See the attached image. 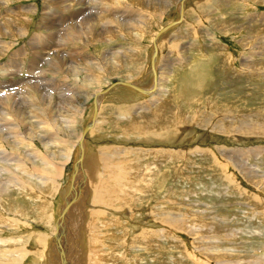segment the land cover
<instances>
[{
	"label": "rangeland",
	"instance_id": "obj_1",
	"mask_svg": "<svg viewBox=\"0 0 264 264\" xmlns=\"http://www.w3.org/2000/svg\"><path fill=\"white\" fill-rule=\"evenodd\" d=\"M180 2L0 0V46L11 45L0 51V85L15 82L20 97L3 102L16 122L15 134L0 133L9 171L2 177L9 185L0 251L23 250L19 264L35 256L60 263L52 236L59 209L72 198L76 143L94 111L93 95L115 82L150 95L117 86L99 99L86 153L97 163L109 157L126 178L113 192L118 199L91 202L85 180L94 176L78 173L75 207L62 226L69 261L264 264V0H191L176 24ZM173 23L160 35L152 75L151 40ZM48 46L47 61L32 64L33 49ZM10 60L18 68L6 67ZM240 124V137L217 131ZM164 127L178 135L158 137ZM163 218L167 225L155 221ZM171 221L181 229L172 231ZM139 231H158L159 239L145 249Z\"/></svg>",
	"mask_w": 264,
	"mask_h": 264
},
{
	"label": "bare ground",
	"instance_id": "obj_2",
	"mask_svg": "<svg viewBox=\"0 0 264 264\" xmlns=\"http://www.w3.org/2000/svg\"><path fill=\"white\" fill-rule=\"evenodd\" d=\"M187 0H181V2L179 3V7H181L179 10H180V12L178 13V18H179V20L177 19L176 20V24L178 23H180L182 20H184L183 18H182V13H185V10H186V4L185 3H189V2H191V0H188L187 2H186ZM188 5V4H187ZM95 6H96V4H95ZM186 14V13H185ZM182 18V19H181ZM175 23H173L172 25H170V26H168L167 28H165V29H161L160 30V32L159 33H157L155 36H153V38H152V40H151V54H150V57H149V70H150V72H152V75H156V66H155V62H156V56H157V44H158V40H159V38H160V35L161 34H163L168 28H170V27H172V26H174L175 25ZM48 26V25H47ZM46 26V24H44V28L45 29H47L48 31H49V26L47 27ZM169 30V29H168ZM26 33V32H25ZM46 38H49V33L47 32V36H46ZM47 44V43H46ZM49 45V44H48ZM159 45V44H158ZM11 45H9V47H10ZM45 46V45H44ZM47 46V45H46ZM1 47V52L3 51V49H4V52H6L7 51V49L9 48V47H5V46H0ZM38 48V51H35L34 49H33V52H34V54H36V57H35V59L32 61V64L34 63V61H36L35 63H37L38 61H44V60H46L45 59V56L48 54V53H50L51 52V50L52 49H50L49 48V46L48 47H42V49L41 48H39V47H37ZM36 48V49H37ZM40 49H41V51H40ZM53 51V50H52ZM0 52V53H1ZM3 52V53H4ZM18 53V52H17ZM45 53V54H44ZM33 56V55H32ZM13 57V56H12ZM12 57H11V59H12ZM47 57V56H46ZM49 59V58H48ZM47 61V60H46ZM9 63H7L8 65L6 66V67H15V68H18V66H16V64L14 63V62H11V60L10 61H8ZM9 69V68H8ZM7 69V70H8ZM1 70H2V68H1ZM14 72V71H13ZM7 74L9 75V76H11L12 74L14 75V73H11V72H7ZM18 74V73H17ZM150 74V73H149ZM11 77H13V76H11ZM157 78V77H156ZM156 78H155V80H156ZM12 79V78H11ZM34 79V77L32 76V78H31V80H33ZM153 79V78H152ZM158 79V78H157ZM154 80V81H155ZM34 81V80H33ZM36 81H37V78H36ZM29 83V81L28 82H26L25 84H23V85H26V84H28ZM152 83V82H151ZM158 83V82H157ZM18 85V84H17ZM156 84H155V82H154V86H155ZM15 82H9L8 81V83H6L5 85H0V133H2V132H4L5 130H7V135H10L9 134V132H11V131H13V129L11 130V126H14L15 124H13L14 122H16V121H14V122H9L10 120H15L14 118L15 117H13V116H11V117H7V111H6V113L3 111V109H5L4 108V106H3V102H5V101H7V100H11V102L13 103V104H17L18 102H19V100H20V97H19V93L17 94V91H16V88H15ZM117 86H123L122 88H124V89H127V90H131V91H133V93L134 92H137V94H139V95H142V96H145V95H147V94H149L148 92H146L145 90H144V88L142 89L141 87H138L136 84H134V83H119V82H115V83H112V84H110L107 88H106V90L105 91H97V93L96 94H94L93 95V97H94V99L96 100L95 101V103H94V111H92L91 112V116H90V121H89V123H88V125H87V127L86 128H83V133H82V135H80V137L78 138V140H77V143H76V160H75V163H74V165H73V174H72V179H70V181H69V185H68V187H67V194H68V197H69V195H70V198H71V196H72V198H71V200L69 199V200H67L66 201V203H65V205L61 208V209H59V211H58V222H57V224H58V230H56V229H54V233H55V231H56V233H57V236H52V239H53V243H54V246H55V249H59L60 250V248L62 249L61 250V254L59 253V261H60V263L59 264H70L71 263V261H69V251H66V253H64V249L63 248H66L67 247V245H65L64 243H65V241H67V237H66V235L64 234V232H63V224H64V222L66 221V219L68 218V215H70V213L73 211V207H75V201H76V193H75V186H76V180H77V177H78V173L79 172H84L86 175H87V177H90L91 176V174H93V176L94 177H91V178H89V179H87V180H89V181H93V179H96L97 181H99L100 179H104V181H100V183H99V185H98V187L96 186L94 189L92 188V190H95V192H91L90 194H92V195H94V193L95 194H97L96 196H93L94 198H96L95 199V202H98V200H103V199H108V200H111V201H113V198L112 197H114V199L115 198H117L118 197V195H115V194H113V192L115 191H117L118 190V188H120V184L123 182L122 180L124 179V177H125V172H124V169H121L118 165H112L111 163H113L110 159H109V157H108V155H107V157H108V159H104L103 161H102V163H97L96 164V157L95 156H93V153H86V150H85V138L87 137V136H89V135H86V133L90 130V129H92L93 127H95L96 126V124H97V119H98V115H99V110H100V105H99V99H100V97H102V96H104V94H106L107 93V91L108 90H110V89H112V88H114V87H117ZM157 86V85H156ZM14 89V90H13ZM154 89V88H153ZM149 90V89H148ZM150 95V94H149ZM141 96V97H142ZM179 97V96H178ZM154 103V102H153ZM151 105V104H150ZM154 105V104H153ZM164 106H166V105H164ZM167 106H169V105H167ZM160 107V106H159ZM159 107H158V109H159ZM155 109V108H154ZM162 108L160 107V109L159 110H161ZM163 109H165V108H163ZM162 109V110H163ZM12 110H15V107L12 109ZM159 110H155L156 112L157 111H159ZM126 111V110H125ZM155 112V113H156ZM160 112V111H159ZM154 113V114H155ZM124 114V113H123ZM125 115V114H124ZM151 116H153V115H151ZM156 116H158V115H156ZM126 117V116H125ZM163 117V116H162ZM157 118V117H156ZM150 119V118H149ZM18 120V119H17ZM141 120H143V119H141ZM146 120V119H145ZM155 120V119H154ZM161 120V119H160ZM180 120V119H179ZM119 121V120H118ZM137 121V120H136ZM156 121V120H155ZM18 122V121H17ZM150 122V121H149ZM161 122V121H160ZM163 122V121H162ZM161 122V123H162ZM166 122V121H165ZM127 123V122H126ZM131 123H134L135 124V122H131ZM140 123H145V122H143V121H140L139 123L137 122V124H140ZM153 123V122H152ZM155 124V123H154ZM159 124V123H158ZM165 124V123H164ZM142 125V124H141ZM141 125H139V126H141ZM146 124H143V126H145ZM160 125V124H159ZM163 125V124H162ZM142 126V127H143ZM157 126V125H156ZM169 127H170V125H168ZM129 127H131V126H129ZM146 127H147V131H148V133L149 134H151L150 133V131H151V125H150V123H147V125H146ZM235 127H237V128H234V129H232L231 127H230V125L229 126H227V125H224V127H220V128H218V130L217 131H219V132H222L221 134H223L224 136H227V137H240L241 135H242V132H244V130H243V126L240 124V125H238V126H235ZM261 128H262V126H260ZM133 127H131L130 128V130L132 129ZM159 128V127H158ZM168 128V127H167ZM174 128V127H173ZM171 129V130H174V129ZM178 127L177 126H175V129H177ZM194 129V128H193ZM256 129V131H257V128H255ZM133 130V129H132ZM159 130V129H158ZM164 131L162 132V134H160L159 136L158 135H156V136H158V137H164V139L166 138V139H168L169 140V138L171 137V136H176V135H178L177 134V132L175 133L176 135H174L170 130H166V128L164 127V129H163ZM247 130V129H246ZM263 130V129H262ZM9 131V132H8ZM153 131V130H152ZM248 131H249V128H248ZM13 133H14V131H13ZM89 133V132H88ZM247 133V132H246ZM12 134V133H11ZM15 134V133H14ZM158 134V133H157ZM249 134V133H248ZM182 135V134H181ZM245 135V134H244ZM251 135V134H250ZM258 135V134H257ZM151 136H152V134H151ZM167 136V137H166ZM11 137V136H10ZM144 137V136H143ZM147 137V136H146ZM153 137V136H152ZM150 139H152L151 137H150ZM161 139V138H160ZM17 140V139H16ZM145 140V139H144ZM173 140V139H172ZM147 141H149L148 139H147ZM7 141H6V138H3V137H0V143H6ZM3 148H2V145L0 144V232H1V229L3 230V224L6 222V221H4V217H3V214H4V209H3V207H2V199L4 198L3 197V195L5 194V191H6V189H7V185H9L8 184V182H5L4 183V180L2 179V177H3V173L4 172H9V171H6V166H8L7 165V163H8V159L6 158V156H5V153H4V151L2 150ZM121 151V150H120ZM242 151V150H241ZM125 152V151H124ZM170 152V151H169ZM165 154L167 153V154H174V153H168V152H164ZM88 154H90L91 156L89 157V158H87L88 157ZM124 154V153H123ZM130 154V153H129ZM139 154V153H138ZM165 154H163V155H165ZM13 155V154H12ZM95 155V154H94ZM106 157V155L104 154L103 155V157ZM118 156V155H117ZM120 157V156H119ZM43 159L44 160H42V161H45L46 160V162H49L50 160H49V157H48V155L46 156V155H44V157H43ZM12 161V160H11ZM16 161H17V159H16ZM45 162V163H46ZM16 163H18V161L16 162ZM45 163H44V165H45ZM122 163V162H121ZM101 164V165H100ZM10 165H11V163H10ZM224 165V164H223ZM223 165H221V166H223ZM234 165V164H233ZM16 166V165H15ZM23 166V165H22ZM220 165H217V167H219ZM22 168V167H21ZM123 168V167H122ZM136 168H138L137 166H136ZM222 169H225V166H223L222 167ZM148 170V169H147ZM17 171V170H16ZM57 171H58V169H57ZM136 171V170H135ZM149 172H151L150 170H149ZM247 173V172H246ZM148 174V173H147ZM49 175V174H48ZM246 175V174H245ZM51 176V175H50ZM102 178H101V177ZM246 176H248V173H247V175ZM45 177V176H44ZM149 177V176H148ZM51 178V177H50ZM126 178V177H125ZM138 177H135V179L133 180V179H131L132 180V183H133V185H134V187L135 188H137L136 186L137 185H140V182H139V179H137ZM46 179V181L44 182V184L46 185V184H48V183H50V180L48 179V178H45ZM86 181V180H85ZM126 181V180H125ZM11 182V181H10ZM144 182H147V181H144ZM15 183V182H14ZM96 183H98V182H96ZM125 184V183H124ZM137 184V185H136ZM11 186V185H10ZM90 186H91V184H90ZM129 186V185H128ZM146 186V185H145ZM19 187L20 188H22V189H29L30 190V188H28L27 186H25L24 184H20L19 185ZM71 187V188H70ZM123 187V186H122ZM134 187H133V189H134ZM132 188V187H131ZM139 188H141V187H139ZM90 190V189H89ZM107 191V192H106ZM89 192V191H88ZM106 192V193H105ZM104 194H107L106 195V197H105V195ZM118 194V193H117ZM128 194V193H127ZM109 195H111L112 197H110ZM114 195V196H113ZM74 196V197H73ZM109 197V198H108ZM119 198V197H118ZM117 198V199H118ZM93 201H94V199H93ZM73 202V203H72ZM118 202V201H117ZM93 204V203H92ZM4 205V204H3ZM100 205V204H99ZM46 207V206H45ZM47 211V209H45L44 208V212H46ZM37 213V212H36ZM17 219V216H14L13 218H11L12 220V222H14V220L15 219ZM40 219V218H39ZM6 220H8V219H6ZM173 220V219H172ZM16 221V220H15ZM57 221V220H56ZM55 221V222H56ZM156 222H161V223H163L164 225H167V223H168V218H163L161 221H160V219H158V220H155ZM56 224V225H57ZM172 224V225H171ZM14 225V224H13ZM169 225V227H170V229H172V231H177V230H179V229H181L180 227H179V224L177 223V222H175V221H171V223L170 224H168ZM57 227V226H56ZM6 229V228H5ZM131 229V228H130ZM164 229V228H163ZM134 230V229H133ZM139 232H141L140 233V236L139 237H141V238H143V240H144V242H143V248H145V249H148L147 248V246L149 245V241H150V239L151 238H158L159 239V236H158V231L156 232H150L151 233V236L150 235H148V234H145L143 231H139ZM138 233V232H137ZM136 233V231H135V234H137ZM37 240H38V242H39V237L37 238ZM50 240V239H49ZM12 241V240H11ZM15 241V240H14ZM41 241V240H40ZM128 241V240H127ZM5 242V241H4ZM17 242V241H16ZM15 242V243H16ZM134 242V241H133ZM14 243V242H13ZM1 244V243H0ZM49 244V243H48ZM24 245V244H23ZM34 245V244H33ZM0 246H2V245H0ZM140 246V245H139ZM156 246V245H155ZM24 248V247H23ZM8 249H11V248H8ZM20 249V248H19ZM58 250V251H59ZM23 251V250H22ZM22 251L21 250H18V251H12V254H13V256L11 255V253L9 252V251H7L6 249H4L3 247H1V251H0V264H19V259H22V256H19L20 254L22 255ZM31 251V250H30ZM34 251V250H33ZM94 251V250H93ZM150 251V250H149ZM35 252V251H34ZM43 252V251H42ZM60 252V251H59ZM24 253V252H23ZM25 253L26 254H30V252H27V251H25ZM24 253V254H25ZM49 253H51V249H49ZM19 254V255H18ZM34 253L32 252V255H33ZM72 254V253H71ZM35 255V254H34ZM49 256V255H48ZM52 256L50 255L49 256V260H50V262L52 263ZM33 260H32V262H31V264H41V260H40V258H37L36 256H35V258H32ZM56 259H58V258H56ZM74 260V259H73ZM58 261V260H57ZM58 261V262H59ZM53 264V263H52ZM72 264V263H71Z\"/></svg>",
	"mask_w": 264,
	"mask_h": 264
},
{
	"label": "crops",
	"instance_id": "obj_3",
	"mask_svg": "<svg viewBox=\"0 0 264 264\" xmlns=\"http://www.w3.org/2000/svg\"><path fill=\"white\" fill-rule=\"evenodd\" d=\"M96 164H97V162H96ZM102 178V177H101ZM90 180V179H89ZM89 180H86V182H87V185L90 187V184H91V188H90V191L91 192H95V190H92V188L94 189L96 186L98 187V185H99V183H100V181H104V179H100L99 181H97L96 179H93V181H89ZM89 181V182H88ZM96 182H98V183H96ZM90 192V193H91ZM107 192V191H106ZM105 192V193H106ZM97 194H95L94 193V195H92V194H89L88 196H87V198H89L90 200H91V202H95V199L96 198H94L93 196H96ZM105 195V197H106V195L107 194H104ZM109 198V197H108ZM92 199H94V201L92 200ZM98 202H101L100 200L98 201Z\"/></svg>",
	"mask_w": 264,
	"mask_h": 264
}]
</instances>
